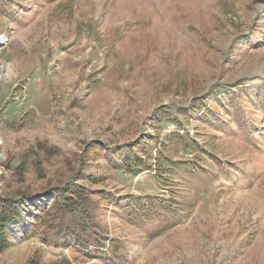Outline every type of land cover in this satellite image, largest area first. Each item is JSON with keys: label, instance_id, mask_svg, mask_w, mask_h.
I'll list each match as a JSON object with an SVG mask.
<instances>
[{"label": "rangeland", "instance_id": "374dc122", "mask_svg": "<svg viewBox=\"0 0 264 264\" xmlns=\"http://www.w3.org/2000/svg\"><path fill=\"white\" fill-rule=\"evenodd\" d=\"M0 37V264H264V0H0Z\"/></svg>", "mask_w": 264, "mask_h": 264}, {"label": "trees", "instance_id": "16d2710c", "mask_svg": "<svg viewBox=\"0 0 264 264\" xmlns=\"http://www.w3.org/2000/svg\"><path fill=\"white\" fill-rule=\"evenodd\" d=\"M60 196L61 194H56ZM30 195H26L25 198H28ZM72 205V204H71ZM4 210L0 211V247L7 246V238L9 237L8 227L12 224L22 221V212L20 207L17 206V203L14 200H3L0 205ZM77 208L70 207L68 211H76Z\"/></svg>", "mask_w": 264, "mask_h": 264}, {"label": "bare ground", "instance_id": "6f19581e", "mask_svg": "<svg viewBox=\"0 0 264 264\" xmlns=\"http://www.w3.org/2000/svg\"><path fill=\"white\" fill-rule=\"evenodd\" d=\"M0 40H3V38H2V37H0ZM0 141H2V140H1V138H0Z\"/></svg>", "mask_w": 264, "mask_h": 264}]
</instances>
